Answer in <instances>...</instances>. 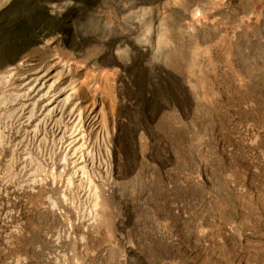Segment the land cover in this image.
Wrapping results in <instances>:
<instances>
[{
	"label": "rangeland",
	"instance_id": "1",
	"mask_svg": "<svg viewBox=\"0 0 264 264\" xmlns=\"http://www.w3.org/2000/svg\"><path fill=\"white\" fill-rule=\"evenodd\" d=\"M11 2L0 264H264V0Z\"/></svg>",
	"mask_w": 264,
	"mask_h": 264
},
{
	"label": "trees",
	"instance_id": "2",
	"mask_svg": "<svg viewBox=\"0 0 264 264\" xmlns=\"http://www.w3.org/2000/svg\"><path fill=\"white\" fill-rule=\"evenodd\" d=\"M15 10L18 14L6 20V25L0 20V30L6 28V62L11 64L24 51L39 43L37 30L44 22H58L49 15L48 9L41 2H11L6 8V14ZM29 14L32 16L29 17Z\"/></svg>",
	"mask_w": 264,
	"mask_h": 264
}]
</instances>
